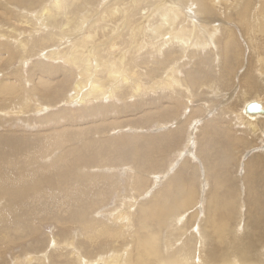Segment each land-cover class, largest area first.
Here are the masks:
<instances>
[{
	"label": "bare ground",
	"instance_id": "bare-ground-1",
	"mask_svg": "<svg viewBox=\"0 0 264 264\" xmlns=\"http://www.w3.org/2000/svg\"><path fill=\"white\" fill-rule=\"evenodd\" d=\"M106 1L111 3L102 5ZM133 1L0 0V122L5 120L3 125L12 124L22 114L43 115L60 104L70 107L69 103H73L89 108L93 107L92 103H106L112 99V104H103L87 113L85 120L90 117L97 120L112 111L120 114L127 110H112L116 101L119 105H128V101L117 98L136 100L142 94L158 91L164 92L166 97L163 96V100L169 103L167 114L160 118L172 119L180 111L177 125L174 124L176 127H171L169 132H165V129V133L158 136L155 134L156 138L146 137L144 141L129 135L112 139H105L104 134H98L103 137L90 135V132L77 127L74 120L80 115H59L61 119L72 120L74 124L72 128L63 127L55 121V114L52 113L47 120H41L47 125L52 124L53 127H47L48 130L40 128V132L33 134H25L28 130L22 131L21 128L0 132V264H217L203 262V253L205 247L209 249L210 245L218 242H226V248L221 251V255L228 260L225 264H244L228 249L241 250L236 239L244 235L246 219L253 227L252 238L257 242L256 246L264 245V160L262 157L245 159L244 170L241 169L243 174L238 173L239 179L234 177V181L239 180L237 190L232 191L228 188L226 172H215L214 160L211 161L214 158L210 156L211 148L218 150L217 144L222 145L220 149L224 150L220 154L227 153L225 148L234 153L235 148L246 147L248 141L244 143V135H237V128L250 132L254 136H250V139L260 136L259 127L264 123V117L257 115L264 116L263 102L242 101L237 114H231L234 116L232 124L236 128L232 129L231 121L228 122L230 117L226 120L228 126L225 123V126L220 125L221 118L217 119L219 122L209 117L201 124L203 127L201 133L199 131V138L203 140L198 150L201 155V152H205L208 158L203 169L206 192H199L193 175L194 166L185 162L192 158L193 148L187 150L188 156L180 160L172 179H165L163 175L156 177L154 174L158 172H153L160 169L158 167L162 164L167 166V159L172 158L170 164L176 161L178 151L169 157L167 155L170 153L165 152L181 149L178 145L180 131L185 129L187 120L195 118V113L199 115L196 109L200 107L192 109V106L181 119V111L187 109L180 110L182 103L192 100L193 104L197 95L202 102L206 101L207 98L200 96L201 89L208 90L214 96L217 95L215 87L223 89L221 78L208 76L207 72L201 71L191 76L189 71H183L180 62L197 60L198 65L204 64L206 61L200 52L207 44L211 47L214 45L213 51L216 52L215 39L218 40L220 31L226 32L223 49L227 51L235 36L228 31V27L232 28L228 22L231 24L232 20L238 22L250 44L253 42L251 39H259L264 34V0H256V8L253 9L250 7L252 0H245L242 4H239L240 0H144L153 6V12L142 4L129 10ZM216 4L224 6V21L223 18L219 21L222 13L218 11L219 16L215 14L218 8L214 7ZM232 4H237L235 9L231 8ZM102 7L105 8L99 18L96 17L88 26L90 16ZM128 10L133 13L125 19L126 32L113 39L115 34L112 33L116 31L112 22L124 20ZM23 26H30L29 30L23 29ZM107 31L110 36L106 42ZM100 32L103 34L100 35ZM20 38L23 40L16 44ZM101 38L105 39V43H97L96 39ZM30 42L33 47L37 46V49L29 47L32 54L38 53L43 59L54 62H58L55 55L60 54L59 49L63 48L62 56L70 60L73 71L64 70L66 67L62 68L60 64L43 62L34 63L26 76L21 73L22 69H14L9 75V69L16 65V61L19 66L26 61L27 55L23 54H26ZM40 44L41 47L38 46ZM95 44H103V47ZM51 45L55 47L50 48ZM47 51L48 56L45 54ZM73 53L76 55L72 56ZM256 60L259 65L256 72L262 80L264 53L261 52ZM59 61L63 62L62 59ZM130 66H133L131 70ZM224 68L227 70L225 74L230 75L231 67L227 65ZM200 69L203 70V67ZM78 72L91 84L74 82L65 77H72ZM43 74L48 77L61 75L63 78L51 82L50 79L45 80ZM150 82V85H145ZM247 82L241 83L242 90L246 92L253 86ZM70 83L73 84L72 88ZM242 90L240 93L246 95ZM183 91L187 94L184 95ZM238 94L232 95L233 99L238 98ZM252 103L258 105V110L248 111ZM206 105L207 110L209 102ZM221 115L224 114L221 112ZM149 116L146 124H151L149 121L153 115ZM6 119L9 120L6 122ZM261 126L264 128V124ZM88 134L90 136H86ZM163 134L167 136L162 137ZM214 136L217 139H212ZM228 158L235 159L236 156ZM132 165H136L132 172L138 173L133 172L132 176L128 174V179L133 183L129 185L131 188L128 187V194L142 191L147 185L142 172H152L150 177L152 181L156 180L155 190L151 188V191L143 194L140 205L133 194L122 196L117 192L116 199L112 197L110 201L125 198V204L130 202V206L125 208L122 204H115L114 209L106 212L110 201L101 199V195L104 191H110L109 194L114 196L122 183L119 182L121 179L116 181L115 177L107 176L115 172L113 169L96 172L98 167L106 169L118 166L124 172L127 166H130V171ZM102 171L106 176H98ZM164 179L167 181L163 182ZM112 188L116 190L112 191ZM245 193L247 202L242 198ZM121 207L128 212L123 213ZM43 228H50L53 235L43 234ZM225 233L232 241L226 239ZM42 240L48 243L45 249V245L41 246Z\"/></svg>",
	"mask_w": 264,
	"mask_h": 264
},
{
	"label": "rangeland",
	"instance_id": "rangeland-1",
	"mask_svg": "<svg viewBox=\"0 0 264 264\" xmlns=\"http://www.w3.org/2000/svg\"><path fill=\"white\" fill-rule=\"evenodd\" d=\"M131 1H133V0H131ZM219 1L220 0H217V2H219ZM230 1L233 2L234 0H230ZM244 1L245 0H240L239 4H242ZM135 2H136V4H134ZM109 3H111V2H109ZM109 3H107V1H106L102 5L109 4ZM145 3L148 4L147 2H144V0H134L132 2V6H130L129 10H132L133 7L137 8L138 5L142 4V5L147 6V8L149 7L150 12L151 11L153 12V10H151V9H153V6L149 5V4H148L149 5L148 6ZM255 3H256V0H252L251 5H250V7L252 9L256 8V4ZM236 5L237 4H232L231 8L235 9ZM214 7L215 8H217V7L219 8V9L217 8L215 10V14H217L218 11L220 13H222L221 16H219V14H217V16H219V21H221L222 18H223V21H224L225 17H226L225 16V11H224V6L222 4L221 5L216 4V5H214ZM103 8H105V7H102L100 9H96L95 8L96 11L93 12L94 15L90 16V18H89L90 22H87L88 26L93 22V20L96 17L99 18V15H101V12H102ZM126 8H127V6H126ZM126 8L124 7V9H126ZM129 10L127 12L128 14L124 15V20L121 19L119 21L112 22V23L115 24V26H114L115 28H113V29H115V31L118 32V33H116V32L112 33V35L115 34V35H113V36H115V37H113V39H115L116 37L118 38L120 35L123 34L124 31L126 32V30H125V28H126V22L125 21L127 20L126 18L131 15L130 13H133V11L129 12ZM145 16H147V15H145ZM132 21H134V20H132ZM121 23H124V24H121ZM230 23L231 24H229V22H228V25H231L232 28L228 27V31L232 32L235 35V36L233 35L235 38L233 37L234 40L231 43V47L228 48L227 51L223 49L224 42L226 40V34H225L226 32L223 33V32L220 31V36L218 37V35H219L218 34L217 35L218 38L215 37V38L218 39V40L215 39V47H216L215 50H216V52L213 51L214 50V45H213V47H211L208 44H207V47L203 50V52H200L201 57L204 58V60L206 61V62H204V64L198 65L199 63H198L197 60H193V61H191V60L190 61H186V60L183 61L182 60L180 62L183 65L182 66L183 71H186V70L189 71V74L191 76L194 75L195 73H198V72L201 71L203 73L207 72L208 76L213 75L216 78H221L220 81H221V83L223 85V89L221 87H219V88L215 87V91H217V95H216L217 98H216V96H214V94L210 93L208 90L201 89V91H202L201 95H200L201 98H203V99L207 98L206 101H203V102H202V100H200L198 98V95L196 96V98H194L193 104H192V100L189 101V102H183L184 99H182L183 103H182V106H181L180 110L184 109V108H187V109L181 111V113H182L181 119H183L185 117L184 115H186V113H188L189 109L192 106H193L192 109L193 108L196 109V106L200 107V109H198V108L196 109V110H198L197 112L199 113V115L197 113H195V118L187 120L188 124L186 123L187 125H186L185 129H183L184 131L183 130L180 131L181 140L178 141V145L181 146V149L177 148L174 152H172V151L171 152L170 151H166L165 152V154H168V152L170 153L169 155H167L169 157V156H172L173 153L176 154L177 153L176 151H178L176 161L173 164H170L171 161H172V158L170 160L167 159V166L165 164H162V165H160L158 167L160 169H157V170L153 171V172H158L157 174H154V176H156V177H158V176L163 177L164 176L163 178H165V179L168 178V177H169V179H172L173 176L176 174L179 166H180V163H181L180 160L183 159L185 156L186 157L188 156L187 150H189L190 148H193L192 158L189 157V159H188L190 162L188 160H185V162L188 163L190 166H191V164L194 166L193 168L195 170V173L193 175H194V179L196 180L195 184H198L196 186L198 187V190H200L199 191L200 193H202L201 191L206 192V190H207V189L205 190V188H206V186H205L206 185L205 184V178H204L205 177V173L203 172L205 170H203V169L205 168V160H208L205 152L204 153L201 152L202 155H203V157H202V155L199 154V150H198V147L200 145V141L203 140V138H201V137L199 138V134L201 133V127H203V125H201V124H203V122H205V119L209 120V119H207V117H209L211 120L212 119L215 120V118H216L215 121H219L220 118H221L222 119V120H220L221 122L219 121L220 125L221 126H225V124H226L228 126L227 121L229 120V117H230V120L228 122H230L232 119H234L233 118L234 116L233 115L231 116V114H233V113L237 114V112L239 111L241 102L244 101L245 99H248L249 101H251V100L254 101L255 100V102H263V106H264V79L262 78V80H261V77H259L258 74H257L258 72H256V70L259 69V65H258V61L256 60V57H258L261 54V52L264 53V34L262 36H260L259 39L258 38L255 39V40L251 39L253 42H252V44H250L249 39H247L245 37V35H244L243 31H242V28L240 27L238 22L232 20ZM123 25H125L124 28H122ZM132 25H133V22H132ZM29 27L30 26H23L22 28L23 29L27 28L29 30ZM108 27L110 28L111 25H108ZM23 29H20V30H23ZM117 30H119V31H117ZM129 31H131V29H129ZM108 33H109V31H107L105 33L106 34L105 35L106 36V38H105L106 40L103 39V38H101L99 40L96 39L97 43H103V42L105 43V41L107 42V40L109 39V36H110ZM99 34L102 35L103 33L100 32ZM25 37L26 36H24L23 38H25ZM23 38H20L21 40H18L16 42V44L18 42L22 41ZM36 39H38V38H36ZM103 40H105V41H103ZM205 40H206V38H205ZM208 41H206V42H208ZM95 45H97L100 48L103 47V44H95ZM140 45H141V43L139 42L138 46H140ZM38 46L41 47L42 45L40 44ZM29 47H33L32 42H30L28 44L27 50H26V54H23V56L27 55L26 61H22L21 62L22 64L20 66H19V63H17L18 61H16V65L13 68L9 69V75L12 74V70H14V69H22L21 73L25 74V76H26L28 74V72L32 69V66H33L34 63L38 64V63H43V62L44 63H49V64H58V65L60 64L61 67L63 66L62 68L66 67V68H64V70L67 69L69 71H73V68L69 64L70 60H67V59H65L62 56V54L64 53V49L63 48L59 49L61 55L60 54H56L55 55V53L52 52L55 55V57L58 59V62H54L53 60L43 59L41 56H39L38 53L37 54H32V52L28 50ZM52 47H55V46L51 45L50 48H52ZM33 48L37 49V46L33 47ZM235 50H237V51H235ZM223 51H225V52H223ZM238 52L240 53L239 57H237ZM45 54L48 56V51ZM45 54H44V56H45ZM75 55H76L75 53L72 54V56H75ZM216 55H218V56H216ZM235 58H239V60L237 61V59H235ZM61 59L63 60V62L59 61ZM140 59H142V57ZM128 62H130V61H128ZM240 62H242V63L240 64ZM195 63H197V64H195ZM136 64L137 63H135V65ZM130 65H133V64L131 63ZM227 65L230 66L231 70H232V72H230V75H226L225 74V73H227L226 72L227 70H225L224 67H226ZM248 66H249V68H248ZM132 67L130 66V70H131ZM201 67H203V70L200 69ZM154 68H156V67H154ZM34 71H36V69H34ZM209 73H211V74H209ZM263 73H264V69H263ZM46 75L47 74H43L44 79L45 80L46 79L47 80L50 79L51 82L54 79L55 80H59V79L63 78V76H61V75H59V76L57 75L56 76V75L52 74V75H49V77H48V75L47 76ZM181 75H182V78L185 77L182 73H181ZM65 77L67 79L71 78L72 80H74V82L84 81V82L89 83L86 80V78L84 76H82L79 72L75 73L72 77H69V76H65ZM223 79H225V80H223ZM245 80L248 81L247 82L248 84L253 85L251 87V89L249 91H247V92H246V90H242V88H241V83L245 82ZM24 82H27V81H24ZM38 84H39V82H38ZM89 84H91V83H89ZM150 84H151V82L150 83H146L145 85H150ZM222 85H219V86H222ZM72 86H73V84L70 83V88H72ZM199 86L201 87V84ZM241 90L244 91L247 94L246 95H242L240 93ZM163 93H164L163 91H158L157 93L156 92H154V93L150 92V93H147V94H142L143 96L141 95V97L139 96L138 98H135L136 100H134V99L127 100L126 98L125 99L117 98L120 101H124V102L128 101V105H126L127 108H125L126 106H123L122 104L119 105V103H117V101H116V105L113 104L114 107L112 108V110H115L117 108H121L122 110L123 109H127V110H125L123 113H120V114H115V112L112 111L107 116H102V117H100L97 120H93L92 119L93 117H90V119L87 118L85 120V118L87 117V113L89 114L92 109H94V108H96L98 106H103V104H112L113 103L112 99H110V100L107 99L108 101H105L106 103H104V102L92 103L93 107H89V108H84V106H79V105H73V103H69L70 107L63 106V105L60 104L58 107H54L53 109H49L48 113H44L43 115H39V116L30 115V116H28L29 114H22L19 117H17L15 121L13 120L14 122L12 124L8 123V125H3V122H5V120L1 121L0 122V132H2V131L6 132L9 129L15 130V129L21 128L22 131H24L25 129L28 130V133H25V134H33V133H36V132H40L41 129L42 130H44V129L48 130L47 127L50 129L52 124L48 123V125H47V124L41 122V120H47V116L52 113V114H55V116H54L55 121L60 126H63V127H71L72 128V125H74V124H73L72 120L61 119L59 117V115H62L63 117L64 116L80 115L79 118H77L74 121H77V127L79 129H81L82 131L90 132V135H93V134H95V135L102 134L103 135L104 134L106 136L105 139H109V138L112 139V138H118V137L129 135V136H133V137L137 136L138 140L144 141L146 139V137L147 138H153V137L156 138V136H158V134H161L162 132H164L165 129H166L165 132L166 131L169 132L170 128L173 127L174 124H176V122H178V116H179L180 111L177 112L174 116H172V119L160 118L161 116H165L167 114L166 107L169 105V103L166 101V99L163 100V98L166 97V95L164 96ZM182 93H184V95L187 94L186 91H183ZM237 94H238L239 97L238 98L235 97L236 99L235 98L233 99L232 95H234V96L236 95L237 96ZM256 94L258 95L257 97L255 96ZM168 95L170 96L169 93H168ZM229 95L231 97H229ZM227 97H229L230 99L225 102V100L228 99ZM243 97H245V98H243ZM158 98H160V99H158ZM214 99H216V100H214ZM157 101H159V102H157ZM206 102H209V107L207 108V110H206V107L208 105H206ZM202 105H204L205 107L203 108ZM163 106H164L165 109H163ZM77 109H79V111ZM61 110L63 111L61 114H56V113H59ZM118 110H120V109H118ZM85 111H87V112L85 113ZM221 112L224 115H221ZM205 113H206V115H205ZM100 114H104V113L101 112ZM162 114H164V115H162ZM149 115H153L152 116L153 118H152L151 121H149L151 124H146L147 123L146 122L147 119L150 117ZM197 116H199V117L197 118ZM201 116H202V118H201ZM203 116H204V118H203ZM226 116H228V118H226ZM257 116H259L261 118L264 117V116H261V115H257ZM217 119H219V120H217ZM223 119L225 121H223ZM8 120L9 119H6V122ZM169 120H171V121H169ZM184 120H186V119H184ZM173 121L175 123H173ZM160 123H163V125L160 126L159 125ZM198 123H200V124H198ZM39 124H40V126H39ZM230 124L232 126V129L236 128L235 125L232 124V121L230 122ZM262 124H264V123L260 124V127H259L260 131L258 132V134H260V136H259L260 138L257 136L258 138L255 137V138H251L250 139V136H252L250 134V132L247 133V132H244L243 129L240 130L241 128L240 129L237 128L238 131H236V132L237 133L239 132V134H237V133L236 134L238 136L240 135V137H241V134H242V136L244 135L243 137L246 140V141L243 140L244 143H246L248 141V144L247 145L245 144L247 148L250 146L248 149L245 146H241V148H240L241 150L239 148H235L237 150H235L234 153H233V151L228 150V149L225 148L227 153L226 154H220V153L224 152L223 149H220L222 147V145L217 144V146H216L217 149H218L217 151L214 148H211L210 156L212 155L211 157L214 158V159H211V161L214 160L213 161L214 162L213 163V168L216 169L215 172L216 171L226 172L229 190H232V191L237 190V185L236 184L238 183V181H239L238 179L240 177V175H238V173H242L243 174L242 171L244 169H242V166L245 163V159H247V158L248 159L249 158L253 159V157L254 158L255 157H257V158L260 157L261 158L262 157L261 159L264 160V140H262V139H264V137H261V136L264 135V128H262L263 127V126H261ZM176 125L174 127H176ZM130 126H132V127H130ZM95 129H98V130H95ZM199 131H200V133H199ZM232 133L235 134V132H232ZM243 133H245V134H243ZM133 134H135V135H133ZM137 134H140L141 136H139ZM155 134H157V135L154 136ZM90 135L88 134L86 136H90ZM102 135H98V137H103ZM142 135H144V136L142 137ZM245 135H247V136H245ZM164 136H167V134H163L162 135V137H164ZM80 137L84 139V137H82V136H80ZM252 137H254V136H252ZM213 138L217 139V137H215V136L212 137V139ZM231 138H232V136H231ZM246 138H248V139H246ZM157 139L159 140V143H160V138L157 137ZM189 139L191 141H193V139H194L193 143H191V141ZM250 140H252V142ZM249 143L252 144V145H250ZM254 146H256V147H254ZM243 148H245V149H243ZM256 149L258 151H256L254 153L253 150H256ZM260 150H262V151H260ZM247 151H248L249 154H247ZM231 152L233 154H231ZM244 153H245V156L243 157ZM232 156H234V157L236 156V158L237 157L238 158L237 159L236 158L235 159L228 158V157H232ZM168 157H166V158H168ZM239 157H241V158L243 157V159H240ZM126 160H128V158H126ZM250 163H256V162L255 161L254 162L251 161ZM224 166H226V167H224ZM129 167L130 166H127V168L124 167L127 170V171H124L125 173L120 171L123 168H120L118 166L117 167L111 166L110 168H106V169H105V167H103L101 169H100V167H98L96 172H98V171L100 172L102 169H103V171H108V170L110 171L111 169H113L116 173L115 172L108 173L109 175L107 174V176L111 175L112 178L115 177L114 180H116V181L121 179V180H119V182L122 183L119 190L115 191L116 188H114V189L112 188L113 189L112 191H115L114 196L113 195L111 196L109 194V193H111L110 191L108 193L106 191H104L103 195H101V197H100L101 199H104L105 201L107 200L106 202L110 201L112 197H113L112 199H116V193L117 192L121 193L122 196H123V194H125V196H129L130 194H133V197L135 198V200L136 199L138 200V205H140L142 202H139V200L140 199L141 200L144 199L143 194H147L149 191H151V188H153V190H155L154 185H156V180L154 179V181H152V177H150V173H152V172H147V173L146 172L145 173L142 172L143 179H146V181H147L146 184L147 185H144V189L142 191L140 190L139 192H136V193H134V191H132V193L128 194V192L130 191L129 189L131 188L130 187L131 184L133 185L132 181L130 179H128V177L130 178V175L131 174L133 175L134 171L132 172V170L136 167V165H132V169H130V171L128 170ZM115 168H116V170H115ZM241 169H242V171H241ZM103 171H102L101 174H98V176H101V175L102 176H106L105 175L106 173L104 174ZM236 171H238V172H236ZM91 172H94V170H91ZM136 172L137 171H135L134 174H136ZM160 172H163V173L160 174ZM128 174H130V175H128ZM235 176H236V178H238L237 182L234 181V177ZM117 177H118V179H117ZM165 179H164L163 182L167 181ZM128 180L131 181V182L129 183ZM151 181H152V183H151ZM127 182L129 184H127ZM199 183H200V185H199ZM263 184H264V182H263ZM158 185H160V184H158ZM128 187H130V188L128 189ZM160 188H161V186H160ZM121 190H122V192H121ZM262 192H264L263 189H262ZM136 194H138V196ZM244 195H242V198L247 202L246 193ZM129 203L130 202L125 204V198H121L117 202L116 201H110L107 204L108 207L106 208L105 211L107 212L110 209H114V207H116L115 204H122L121 206H125V208H128L130 206ZM104 204H105V202H104ZM120 209L122 210L123 213L128 212V211L124 210V207H121ZM103 210H101L102 212L100 211L102 215L105 214L103 212ZM43 229H44V230H42V233L44 232L43 234L53 235V232H52V230L50 228H43ZM243 229H244V231H243L244 235L242 237H239L238 239H236V242L241 246V250H229L228 249V251H233V254L238 256V257H240L241 258V262H243L244 264H248V263L249 264H259L261 262H263V264H264V256L262 255V250L264 249V245L256 246L257 242L252 238V231L251 230L253 229V227L251 226V224L249 223V221L247 219L245 220V223L243 225ZM189 230H193V228L189 229ZM225 236H226L227 240H231L232 241V238L229 239L230 236H229L228 233H225ZM47 244L48 243L46 241L42 240L41 246L45 245L44 249L46 248ZM227 247H229V246L227 245ZM208 248L209 249H207V247H205V250H204V253H203V255H204L203 262L207 261V262H211V263H215L216 262L217 264H225L228 261L227 257H223L221 255L222 249L226 248V242L225 243L218 242V243L214 244V246L210 245Z\"/></svg>",
	"mask_w": 264,
	"mask_h": 264
},
{
	"label": "water",
	"instance_id": "water-1",
	"mask_svg": "<svg viewBox=\"0 0 264 264\" xmlns=\"http://www.w3.org/2000/svg\"><path fill=\"white\" fill-rule=\"evenodd\" d=\"M258 110V105L255 103H252L248 106V111H256Z\"/></svg>",
	"mask_w": 264,
	"mask_h": 264
}]
</instances>
